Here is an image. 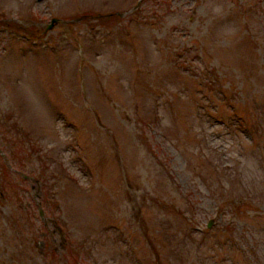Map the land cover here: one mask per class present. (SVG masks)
I'll use <instances>...</instances> for the list:
<instances>
[{"label":"rangeland","instance_id":"374dc122","mask_svg":"<svg viewBox=\"0 0 264 264\" xmlns=\"http://www.w3.org/2000/svg\"><path fill=\"white\" fill-rule=\"evenodd\" d=\"M0 264H264V0H0Z\"/></svg>","mask_w":264,"mask_h":264},{"label":"water","instance_id":"95a60500","mask_svg":"<svg viewBox=\"0 0 264 264\" xmlns=\"http://www.w3.org/2000/svg\"><path fill=\"white\" fill-rule=\"evenodd\" d=\"M53 21H54V19L51 20V22H53Z\"/></svg>","mask_w":264,"mask_h":264}]
</instances>
